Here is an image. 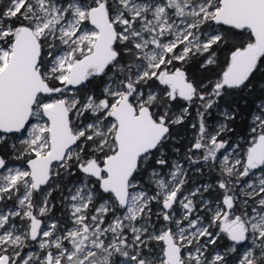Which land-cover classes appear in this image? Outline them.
<instances>
[{
    "label": "snow or ice",
    "instance_id": "snow-or-ice-1",
    "mask_svg": "<svg viewBox=\"0 0 264 264\" xmlns=\"http://www.w3.org/2000/svg\"><path fill=\"white\" fill-rule=\"evenodd\" d=\"M258 79L264 0H3L0 264H264Z\"/></svg>",
    "mask_w": 264,
    "mask_h": 264
},
{
    "label": "trees",
    "instance_id": "trees-1",
    "mask_svg": "<svg viewBox=\"0 0 264 264\" xmlns=\"http://www.w3.org/2000/svg\"><path fill=\"white\" fill-rule=\"evenodd\" d=\"M193 71H196V69H195V67L193 68ZM258 78H259V74H258ZM260 82H264V81H260L259 79H258V83H260ZM259 94V92H258V90H257V93H255L254 95H258ZM239 128V127H238ZM240 129V128H239ZM177 131L179 132V135L182 137L183 135H185V139L183 140L184 142L183 143H186L187 142V138L188 137H191V135H192V131H191V129L190 128H183V127H178L177 128ZM182 142V141H181ZM58 211V210H57Z\"/></svg>",
    "mask_w": 264,
    "mask_h": 264
},
{
    "label": "flooded vegetation",
    "instance_id": "flooded-vegetation-1",
    "mask_svg": "<svg viewBox=\"0 0 264 264\" xmlns=\"http://www.w3.org/2000/svg\"><path fill=\"white\" fill-rule=\"evenodd\" d=\"M238 131L240 130L239 128L237 129ZM182 137H184L185 138V135H183ZM184 141H182V143H183ZM187 143V142H186ZM204 179L206 180L207 179V177H204ZM214 195V194H213Z\"/></svg>",
    "mask_w": 264,
    "mask_h": 264
},
{
    "label": "rangeland",
    "instance_id": "rangeland-1",
    "mask_svg": "<svg viewBox=\"0 0 264 264\" xmlns=\"http://www.w3.org/2000/svg\"><path fill=\"white\" fill-rule=\"evenodd\" d=\"M3 2V0H0V3H2ZM16 163H19V162H16Z\"/></svg>",
    "mask_w": 264,
    "mask_h": 264
}]
</instances>
